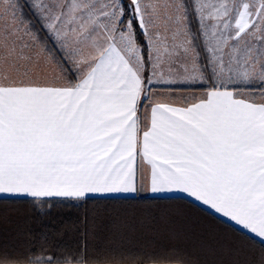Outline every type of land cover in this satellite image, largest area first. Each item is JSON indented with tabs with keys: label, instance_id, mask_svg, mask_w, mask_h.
<instances>
[{
	"label": "snow or ice",
	"instance_id": "1",
	"mask_svg": "<svg viewBox=\"0 0 264 264\" xmlns=\"http://www.w3.org/2000/svg\"><path fill=\"white\" fill-rule=\"evenodd\" d=\"M0 264H264V0H0Z\"/></svg>",
	"mask_w": 264,
	"mask_h": 264
},
{
	"label": "trees",
	"instance_id": "2",
	"mask_svg": "<svg viewBox=\"0 0 264 264\" xmlns=\"http://www.w3.org/2000/svg\"><path fill=\"white\" fill-rule=\"evenodd\" d=\"M180 203L184 204L186 202L181 201ZM186 210L189 211L194 216H199L204 225L210 228L220 227L219 220L206 213H200L199 209L194 208L191 205H188ZM10 212L12 214L13 219L22 218L23 216L30 214V210L27 206H18L16 209H11Z\"/></svg>",
	"mask_w": 264,
	"mask_h": 264
}]
</instances>
